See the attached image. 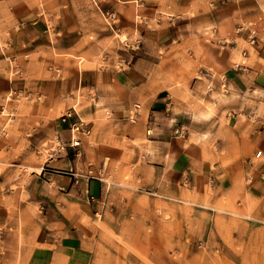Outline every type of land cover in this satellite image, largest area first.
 I'll return each mask as SVG.
<instances>
[{
    "label": "rangeland",
    "instance_id": "1",
    "mask_svg": "<svg viewBox=\"0 0 264 264\" xmlns=\"http://www.w3.org/2000/svg\"><path fill=\"white\" fill-rule=\"evenodd\" d=\"M15 1L35 6L48 25L47 42L72 43L51 49L52 66L47 47L28 51L10 13ZM247 28L264 31V0H0V77L11 83L0 95V264H32L21 237L31 218L47 212L77 218L83 205L93 207L83 229L90 251L84 264H264V193L236 186L235 178L234 192L222 191L239 170V138L264 121V92L243 93L223 78L227 65L245 63ZM178 32L186 36L176 43L171 35ZM126 56L140 59L149 80L138 88L140 100L113 108L104 97L119 94L112 71L124 70ZM86 70L95 89L45 84ZM199 75L202 85L187 83L186 76ZM157 91L161 113H149L146 99ZM135 103L141 107L130 122ZM71 107L90 134L56 166L55 174L71 177L62 191L73 184L72 193L51 197L60 183L32 175L50 172L45 162L57 144L54 131L67 127L60 117ZM172 127L184 136L146 133ZM100 168L103 214L94 213L87 178L71 174L97 175ZM28 199L31 207L16 205Z\"/></svg>",
    "mask_w": 264,
    "mask_h": 264
},
{
    "label": "crops",
    "instance_id": "2",
    "mask_svg": "<svg viewBox=\"0 0 264 264\" xmlns=\"http://www.w3.org/2000/svg\"><path fill=\"white\" fill-rule=\"evenodd\" d=\"M9 9L14 20L19 24L20 35L28 41V51L31 53L33 51L37 52L43 46L47 47L46 52L50 53V56L46 60H49L51 66L55 62V57L52 54L51 49L63 51L68 50L69 47L71 48L72 43L70 44L68 40L66 41V39L63 38L61 39L55 37L54 42L51 40L50 42L46 41L48 39V25L42 18L37 17L35 6H32L26 1H15L10 5ZM259 20L260 19H258L256 22H259ZM214 32L219 34L218 30H214ZM174 34L175 35H171L172 41L176 43L182 41L186 36L181 32ZM240 34L243 35L244 33ZM256 36L257 39L253 45L249 43L248 47H242L240 49L242 50V57L245 60V63L240 65H227L223 71V78L226 84H230L231 87L236 85L239 87V91L243 93L246 92L247 88L252 91L256 90L255 88H257V90L260 92H264V31L259 29ZM243 38L244 41H248L246 34L243 35ZM237 47L238 46H236V49ZM190 53L193 54L192 52ZM220 58L221 62H223L226 60L227 55L224 53V56ZM124 59L126 61L124 62V70L117 72L112 71V75L114 76L113 85L119 90V94H116L115 92H109L108 97H104V103L113 108H116L118 104H129L132 101L140 100L142 92L138 88L140 86L147 85V80H149L148 70L142 67V64L139 62L140 59L134 62H131L127 56ZM201 71L200 72L202 74L200 75L204 76V78L211 76L210 78L213 79V76L210 75L211 73L209 71L205 69H202ZM83 75L84 76L82 77V74L80 75V73H78L73 78L63 77L59 80L51 79L45 84L53 88L56 86L60 88L65 87L66 89L79 87L80 89L82 88L83 91L90 88L95 89L96 84H94L93 80L90 81L89 76H87L89 75L87 70L83 71ZM200 75L197 78H189L186 76L187 83L191 85L192 81H195L196 83H198L197 81H200L199 84L202 85L203 77ZM8 87H11V83L9 81L7 82L3 77H0V95H3L7 91ZM160 92L161 91L156 92L157 94L155 98L146 99L147 104L145 109L148 108L149 113H161V111L156 109L158 106H160V100L163 99V96H159ZM182 108L184 109V106H182ZM245 112L248 113L247 109H245ZM260 122L250 128L247 135L239 138L235 146V155L237 162L239 163V170L232 172L231 177H226V185L222 189L224 193L226 191H228L230 194L234 192L235 188L234 184H232V179L235 178L236 186L240 187L243 183L244 186L247 185L246 187H248V189H250L255 194L261 196L263 195L264 121L262 123ZM150 124H153V122H149L148 128H150ZM173 128L174 127H172L167 132H157L155 135L152 134V136H163L165 139L176 138L171 133ZM63 129L67 131V127L62 128V126H60V130L56 129L54 132L57 131L63 134L61 131ZM65 154L66 153L56 154L57 158L52 157L55 155H50L48 161L45 162L47 171H50L49 173H46L44 172L45 170L41 169L42 171L32 175V178L40 179L45 183L48 181L60 183V185H58L59 188H56L55 190H49V196L51 197H56L58 194H60V196L68 198L69 194H71L73 191V184L68 188V190L66 189L65 192L62 191L63 188L67 187L68 179H71V177H64L55 174L60 173L56 166L62 164L63 161H65V159L62 158L65 156ZM58 157L61 158L58 159ZM68 162L70 164V161ZM218 172L225 174L222 168H220ZM86 182V190L89 189L90 196L93 197L92 202L97 204L95 205L96 210L94 213H101L103 211V186L102 184H99L97 180L86 179ZM29 197L31 198V195H29ZM29 199L25 203H17L16 205L22 208H29L32 206L31 203L33 202ZM184 202L191 203L188 200H184ZM48 204L52 205L51 202ZM201 205L206 206L203 204ZM82 208L83 210L80 208L79 209L83 211V213L77 218H70L68 215L47 212L43 213V215L40 216V219L38 220L32 218L29 220L28 225H26L22 230L21 237L23 238L24 248L28 253V259H30V263L49 264L50 261H61L65 264H84L86 262L90 255V251H88L86 243L87 241L84 237L89 239V236H85V230L83 229H86L91 222L90 212L92 211L93 207L89 205H83ZM239 214L240 215L238 216L247 215L242 213ZM243 217L250 218V216Z\"/></svg>",
    "mask_w": 264,
    "mask_h": 264
},
{
    "label": "built area",
    "instance_id": "3",
    "mask_svg": "<svg viewBox=\"0 0 264 264\" xmlns=\"http://www.w3.org/2000/svg\"><path fill=\"white\" fill-rule=\"evenodd\" d=\"M240 30V28L238 29ZM247 39L250 44H254L256 42L257 36L254 28H247ZM140 108L139 103L133 104V111H129L128 120L130 122H134L136 120V116L138 115V109ZM60 122L67 124V134L68 137L65 139L60 132H55V139L57 141L56 147L51 150V155H56L59 153H67L69 149L78 150L81 146V136H88L90 134L89 128L84 124L78 112L74 107L68 109V111L60 117ZM147 135L152 136L151 130H146ZM171 133L176 138H182L185 134V130L181 127H174L171 130ZM103 168V167H102ZM100 168L97 172V175L94 174L92 169H88L85 174L77 173L76 171L72 175L76 176H84L87 179H95L99 182H102L101 178V170ZM93 200V197H91Z\"/></svg>",
    "mask_w": 264,
    "mask_h": 264
}]
</instances>
